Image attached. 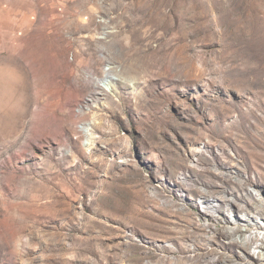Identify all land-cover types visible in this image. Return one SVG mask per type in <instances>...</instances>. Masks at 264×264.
Masks as SVG:
<instances>
[{
    "label": "rangeland",
    "instance_id": "374dc122",
    "mask_svg": "<svg viewBox=\"0 0 264 264\" xmlns=\"http://www.w3.org/2000/svg\"><path fill=\"white\" fill-rule=\"evenodd\" d=\"M0 264H264V0H0Z\"/></svg>",
    "mask_w": 264,
    "mask_h": 264
},
{
    "label": "bare ground",
    "instance_id": "6f19581e",
    "mask_svg": "<svg viewBox=\"0 0 264 264\" xmlns=\"http://www.w3.org/2000/svg\"><path fill=\"white\" fill-rule=\"evenodd\" d=\"M245 230L247 231V230H249V229L245 228ZM248 241H249V238H248Z\"/></svg>",
    "mask_w": 264,
    "mask_h": 264
}]
</instances>
